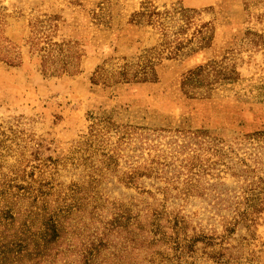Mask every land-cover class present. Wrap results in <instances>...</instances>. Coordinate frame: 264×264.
I'll use <instances>...</instances> for the list:
<instances>
[{
  "label": "rangeland",
  "instance_id": "rangeland-1",
  "mask_svg": "<svg viewBox=\"0 0 264 264\" xmlns=\"http://www.w3.org/2000/svg\"><path fill=\"white\" fill-rule=\"evenodd\" d=\"M115 218L102 264H264V0H0V264Z\"/></svg>",
  "mask_w": 264,
  "mask_h": 264
},
{
  "label": "trees",
  "instance_id": "trees-1",
  "mask_svg": "<svg viewBox=\"0 0 264 264\" xmlns=\"http://www.w3.org/2000/svg\"><path fill=\"white\" fill-rule=\"evenodd\" d=\"M185 12H190L193 10H184ZM160 13L158 11L150 10L149 7H146V10L136 12L133 14V18L131 22H140L143 17H149L150 21L154 19L155 17L159 18ZM163 27V26H162ZM152 68V67H151ZM150 68V69H151ZM69 70L70 67L64 65L61 70ZM149 68L147 67H140V69L136 70L135 76H138L139 74H144L145 77L143 79H147V74L150 72ZM126 72L124 71V74ZM160 215V214H158ZM180 222V219H175L174 228L178 226ZM121 220L118 218H115L112 222H110V226H105L104 231L101 233H97L96 235H93V239L91 240L90 244L86 246L81 252V262L82 264H102V261H98V258L101 254L102 248L107 247L108 242L105 240L111 232H113L115 229H121ZM46 231H45V251L46 253H50V251L53 249L52 243L59 239V237L62 234V230L60 229L61 225L54 217H48L46 221ZM120 227V228H119Z\"/></svg>",
  "mask_w": 264,
  "mask_h": 264
}]
</instances>
